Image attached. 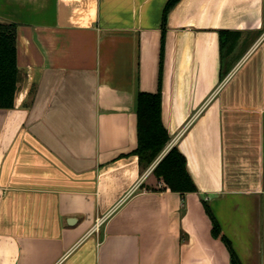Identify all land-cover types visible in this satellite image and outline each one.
Returning <instances> with one entry per match:
<instances>
[{
	"label": "crops",
	"instance_id": "1",
	"mask_svg": "<svg viewBox=\"0 0 264 264\" xmlns=\"http://www.w3.org/2000/svg\"><path fill=\"white\" fill-rule=\"evenodd\" d=\"M167 1L0 0L20 75L0 264H230L226 243L264 264V0H179L163 31ZM157 91L169 139L141 168L137 95ZM173 148L194 192L152 174Z\"/></svg>",
	"mask_w": 264,
	"mask_h": 264
},
{
	"label": "trees",
	"instance_id": "2",
	"mask_svg": "<svg viewBox=\"0 0 264 264\" xmlns=\"http://www.w3.org/2000/svg\"><path fill=\"white\" fill-rule=\"evenodd\" d=\"M179 0H168L162 12L161 27L164 31L169 12ZM162 31L160 59L163 57L164 36ZM227 34L220 32V40ZM16 25L14 23L0 22V108L11 109L14 107V99L17 84L20 80L16 64ZM137 148L134 153L138 157L141 168L151 164L158 153L164 147L169 137L160 119V92L145 93L137 95ZM152 174L158 181H162L165 188L180 194L194 192L195 187L185 170L184 157L175 149H171L165 157L156 165ZM148 191L160 190L154 187L141 185ZM204 209L209 213L207 205ZM212 218V217H211ZM212 235H219V227L212 218ZM230 264H240L230 245L226 243Z\"/></svg>",
	"mask_w": 264,
	"mask_h": 264
}]
</instances>
